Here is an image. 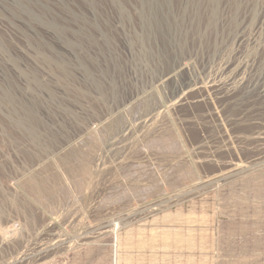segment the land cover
Returning a JSON list of instances; mask_svg holds the SVG:
<instances>
[{
    "label": "rangeland",
    "instance_id": "374dc122",
    "mask_svg": "<svg viewBox=\"0 0 264 264\" xmlns=\"http://www.w3.org/2000/svg\"><path fill=\"white\" fill-rule=\"evenodd\" d=\"M0 264H264V0H0Z\"/></svg>",
    "mask_w": 264,
    "mask_h": 264
},
{
    "label": "bare ground",
    "instance_id": "6f19581e",
    "mask_svg": "<svg viewBox=\"0 0 264 264\" xmlns=\"http://www.w3.org/2000/svg\"><path fill=\"white\" fill-rule=\"evenodd\" d=\"M227 163V162H226ZM252 167H254L253 165L250 167H246V168H244V169H238V172H236V173H238V174H241L242 172H246V173H248V171H250V169H253ZM245 173V174H246ZM229 176H231L232 177V175H229ZM236 176V175H235ZM229 178H227V177H222V178H220V179H217V180H215L214 182H212L213 184V186H217V185H219L221 182H223V181H226V180H228ZM207 182V181H206ZM201 189V188H200ZM197 191H198V189H197ZM116 228L117 227H115V229L114 230H116ZM115 232V231H114ZM103 233V232H102Z\"/></svg>",
    "mask_w": 264,
    "mask_h": 264
}]
</instances>
